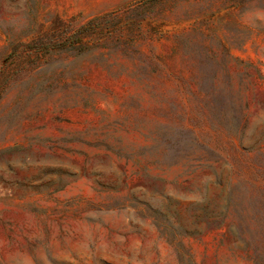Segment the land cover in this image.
Wrapping results in <instances>:
<instances>
[{
  "label": "rangeland",
  "instance_id": "rangeland-1",
  "mask_svg": "<svg viewBox=\"0 0 264 264\" xmlns=\"http://www.w3.org/2000/svg\"><path fill=\"white\" fill-rule=\"evenodd\" d=\"M0 264H264V0H0Z\"/></svg>",
  "mask_w": 264,
  "mask_h": 264
}]
</instances>
